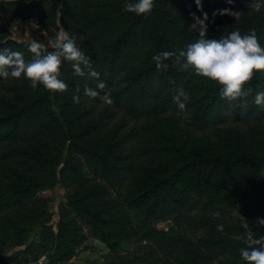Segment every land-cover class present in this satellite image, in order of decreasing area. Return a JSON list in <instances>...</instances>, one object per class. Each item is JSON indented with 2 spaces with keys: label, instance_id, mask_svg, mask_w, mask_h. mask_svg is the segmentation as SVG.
<instances>
[{
  "label": "trees",
  "instance_id": "16d2710c",
  "mask_svg": "<svg viewBox=\"0 0 264 264\" xmlns=\"http://www.w3.org/2000/svg\"><path fill=\"white\" fill-rule=\"evenodd\" d=\"M128 2L0 0V51L30 61L9 26L36 21L49 38L66 32L99 73L77 77L65 60L63 93L0 77V264H76L89 239L106 247V264H247L242 224L264 236V106L254 103L264 72L246 101H230L176 59L205 14L206 38L255 30L264 47V10L236 19L225 0H155L138 16ZM164 51L174 55L158 69L152 57ZM181 88L189 100L178 115ZM57 187L65 202L53 223L47 195Z\"/></svg>",
  "mask_w": 264,
  "mask_h": 264
},
{
  "label": "clouds",
  "instance_id": "9594fccd",
  "mask_svg": "<svg viewBox=\"0 0 264 264\" xmlns=\"http://www.w3.org/2000/svg\"><path fill=\"white\" fill-rule=\"evenodd\" d=\"M198 6L201 0H196ZM232 3V0H228ZM155 7V0H134L124 6V11L134 13L138 16L149 15ZM252 10L259 11L261 5L252 0ZM220 14H228L222 12ZM238 16L239 13H232ZM195 25H199V39L186 46V50L178 53L176 59L184 58L181 69L188 71L192 69L199 77H204L221 86V96L230 101L245 100L250 95L251 89L246 86L253 80L257 73L264 72V47L259 43L255 30L249 34L241 35L239 31L228 33L220 40L208 39L207 14L204 18L195 17ZM52 49L49 51L48 49ZM28 50L32 53V59L26 61L24 54L20 51L5 49L0 51V77L7 79L9 76L20 79L26 78L30 86L36 89L38 85L53 93L67 91L68 85L60 79L63 62L72 63L74 75L84 77L85 69H88V76L99 80V73L91 70L89 58L77 47L75 40L63 30L59 31L54 38H49L47 44L33 39ZM174 53L164 51L152 57L156 67L167 68L164 61L173 57ZM105 84L99 82L97 88L103 89ZM85 95L97 97L99 93L92 88L85 89ZM104 103L111 104L110 96L105 94L101 97ZM80 97L73 96L74 103H79ZM182 115L188 94L183 88L178 90L174 97ZM254 103L257 106H264V92L255 95ZM218 216L219 213H216ZM257 225L264 226V219L258 218ZM246 236L247 247L239 249L240 255L247 264H264V236L255 238L249 230L248 223L242 224ZM222 231L223 226H218Z\"/></svg>",
  "mask_w": 264,
  "mask_h": 264
},
{
  "label": "rangeland",
  "instance_id": "374dc122",
  "mask_svg": "<svg viewBox=\"0 0 264 264\" xmlns=\"http://www.w3.org/2000/svg\"><path fill=\"white\" fill-rule=\"evenodd\" d=\"M225 2L230 6V13H239L238 16L233 15L234 18H240L246 14H254L264 10V0H255L256 3L260 4V10H252L250 4L252 0H232V3ZM9 34L12 39L27 44L35 39L39 42L47 44L49 37L42 31L41 27L36 23V21H22L20 19H12L9 26ZM47 195V194H46ZM47 196L54 198V201L50 205V210L53 213V223L58 221L56 213L58 212L60 205L64 203L65 192L62 188L57 187L54 193H48ZM159 228L170 230L172 228L171 222L159 224ZM130 246H125L121 254L129 251ZM20 249L15 250L18 251ZM14 252V251H12ZM9 251V253H12ZM108 251L104 245L95 239H89L87 243L84 244L83 248L77 253L76 258L73 260L76 264H106L108 262ZM40 264V263H32Z\"/></svg>",
  "mask_w": 264,
  "mask_h": 264
}]
</instances>
